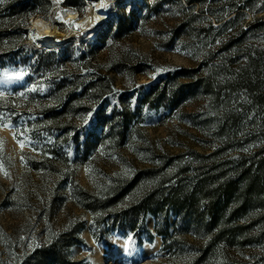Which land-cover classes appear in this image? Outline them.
Wrapping results in <instances>:
<instances>
[{"label": "rangeland", "instance_id": "1", "mask_svg": "<svg viewBox=\"0 0 264 264\" xmlns=\"http://www.w3.org/2000/svg\"><path fill=\"white\" fill-rule=\"evenodd\" d=\"M50 1L0 0V264H264V0Z\"/></svg>", "mask_w": 264, "mask_h": 264}, {"label": "trees", "instance_id": "2", "mask_svg": "<svg viewBox=\"0 0 264 264\" xmlns=\"http://www.w3.org/2000/svg\"><path fill=\"white\" fill-rule=\"evenodd\" d=\"M30 1H32L33 3L41 2L44 5L43 7H45V6L48 7L52 4V2L50 0H30ZM66 5L77 7L79 10H81V8L85 5V2L83 0H66ZM34 11L35 10H33V12ZM4 13H6V14L3 15ZM19 16H20V14L17 12L16 7H13L12 5H8L6 7H3L0 10V31L1 32H7L10 24L14 23L15 19L18 18ZM124 28L125 27L121 24L119 27L118 35H120V33L123 32ZM73 41L74 40H70L69 42L73 43ZM69 42L62 43V44L58 45L57 47H51V48L43 47L42 51L44 53H47V54H54L55 51H57L59 49L63 50L65 48H67L69 45ZM50 66H51V64L48 65V67H50Z\"/></svg>", "mask_w": 264, "mask_h": 264}, {"label": "bare ground", "instance_id": "3", "mask_svg": "<svg viewBox=\"0 0 264 264\" xmlns=\"http://www.w3.org/2000/svg\"><path fill=\"white\" fill-rule=\"evenodd\" d=\"M106 4H107V2H106ZM106 10H107L106 7L102 8L101 9V13L98 16H96V17L93 16V15H90L88 17V19H87V23L88 22L89 23L90 22H94L96 20L97 21L98 20H101L102 21L103 19H105L107 17ZM69 16H70V18H74V16L71 15V14ZM35 24L37 26H40V33H39V35L49 45H51V46L53 45L54 46L55 44H59L62 41V39L60 38V36H57V35L53 34L50 31L49 27L45 26V24L42 21H37Z\"/></svg>", "mask_w": 264, "mask_h": 264}, {"label": "snow or ice", "instance_id": "4", "mask_svg": "<svg viewBox=\"0 0 264 264\" xmlns=\"http://www.w3.org/2000/svg\"><path fill=\"white\" fill-rule=\"evenodd\" d=\"M100 7L101 8H104V7H107V5L103 2V0H101V3H100ZM75 27H79V25H74ZM5 76L8 77L9 79H21L22 78V73H14L12 76H9L7 73H5ZM3 142L0 141V144H2ZM20 147L23 148L24 147V144L23 142L20 143ZM4 175L7 177L8 176V173L5 171L4 172Z\"/></svg>", "mask_w": 264, "mask_h": 264}]
</instances>
